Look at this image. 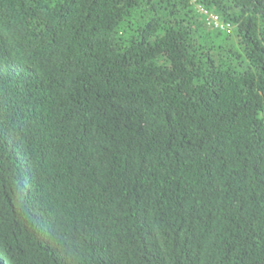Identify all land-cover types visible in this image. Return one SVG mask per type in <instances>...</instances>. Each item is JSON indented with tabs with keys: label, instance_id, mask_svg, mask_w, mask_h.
I'll list each match as a JSON object with an SVG mask.
<instances>
[{
	"label": "trees",
	"instance_id": "16d2710c",
	"mask_svg": "<svg viewBox=\"0 0 264 264\" xmlns=\"http://www.w3.org/2000/svg\"><path fill=\"white\" fill-rule=\"evenodd\" d=\"M0 264H264V0H0Z\"/></svg>",
	"mask_w": 264,
	"mask_h": 264
},
{
	"label": "built area",
	"instance_id": "2783aa9c",
	"mask_svg": "<svg viewBox=\"0 0 264 264\" xmlns=\"http://www.w3.org/2000/svg\"><path fill=\"white\" fill-rule=\"evenodd\" d=\"M199 11L206 16L207 21L209 22V24L211 25H216L217 27H221V28H228L227 30H229L231 28V26L229 24H226L224 21H222V19L215 14L214 12H211L207 9H205L204 7H202L201 5H198Z\"/></svg>",
	"mask_w": 264,
	"mask_h": 264
},
{
	"label": "rangeland",
	"instance_id": "374dc122",
	"mask_svg": "<svg viewBox=\"0 0 264 264\" xmlns=\"http://www.w3.org/2000/svg\"><path fill=\"white\" fill-rule=\"evenodd\" d=\"M195 7L199 10V8H198V5L197 4H195ZM205 18H206V16L205 15H203ZM214 28H219V29H221V30H224V31H226L228 28L226 27V28H221V27H217L216 25H212Z\"/></svg>",
	"mask_w": 264,
	"mask_h": 264
}]
</instances>
